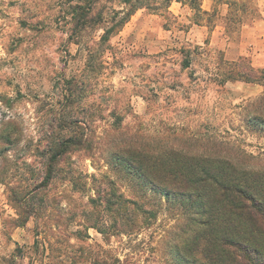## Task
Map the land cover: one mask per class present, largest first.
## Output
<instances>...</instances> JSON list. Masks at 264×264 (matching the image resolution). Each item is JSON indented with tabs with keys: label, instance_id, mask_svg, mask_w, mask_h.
I'll return each mask as SVG.
<instances>
[{
	"label": "rangeland",
	"instance_id": "rangeland-1",
	"mask_svg": "<svg viewBox=\"0 0 264 264\" xmlns=\"http://www.w3.org/2000/svg\"><path fill=\"white\" fill-rule=\"evenodd\" d=\"M199 3L119 25L124 0H0V264H200L171 204L108 165L122 130L264 157V0ZM72 119L90 146L56 155Z\"/></svg>",
	"mask_w": 264,
	"mask_h": 264
},
{
	"label": "trees",
	"instance_id": "trees-1",
	"mask_svg": "<svg viewBox=\"0 0 264 264\" xmlns=\"http://www.w3.org/2000/svg\"><path fill=\"white\" fill-rule=\"evenodd\" d=\"M124 1L128 7L120 11L119 25L140 3ZM187 1L200 10V0ZM188 65L184 60L183 67ZM261 73L264 85V69ZM251 106L249 120L263 128L264 91ZM78 122L71 120L72 132L59 143L56 155L65 144L74 151L90 146L84 133L76 129ZM137 133L116 132L109 144L108 165L131 185L171 204L185 234L180 249L193 253L200 264H264V155L252 166L243 160L250 155L240 151L243 156H233L224 149L228 141L223 139L202 138L200 150L192 151L175 142L180 140L177 136L173 142L160 139L145 144ZM203 143L217 147L211 152Z\"/></svg>",
	"mask_w": 264,
	"mask_h": 264
}]
</instances>
